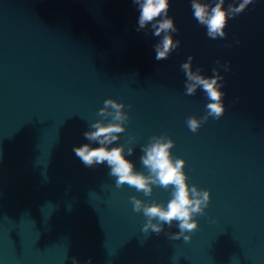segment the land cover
I'll use <instances>...</instances> for the list:
<instances>
[{
	"label": "water",
	"instance_id": "1",
	"mask_svg": "<svg viewBox=\"0 0 264 264\" xmlns=\"http://www.w3.org/2000/svg\"><path fill=\"white\" fill-rule=\"evenodd\" d=\"M169 15L181 43L158 61L160 37L137 31L133 0H0V264H264V0L222 39L207 36L191 0H171ZM190 56L224 77L226 111L197 132L186 121L208 101L186 95ZM107 99L125 104L114 146L135 138L137 171L147 174L141 147L167 135L189 184L210 190L191 240L170 238L175 223L142 231L131 197L166 206L170 189L118 188L106 163L87 167L74 153Z\"/></svg>",
	"mask_w": 264,
	"mask_h": 264
},
{
	"label": "clouds",
	"instance_id": "2",
	"mask_svg": "<svg viewBox=\"0 0 264 264\" xmlns=\"http://www.w3.org/2000/svg\"><path fill=\"white\" fill-rule=\"evenodd\" d=\"M139 13L137 31H143L151 26L150 30L156 37H160L155 44V59L165 60L180 46L174 33L179 29L175 19L169 15L171 0H133ZM253 0H191L193 18L206 28V34L211 39L225 38L229 20L243 13ZM190 56L187 62L181 65L185 73L186 95H194L197 90H202L208 103L206 115L202 118L191 116L186 124L193 132H197L202 123L210 117L220 119L225 111L224 96L222 91L224 77L219 68H214L213 76L203 74L201 67L194 68ZM219 63V61H217ZM228 69L229 65H223ZM125 104L116 99H107L97 115L102 117L89 125V130L84 133L89 143L77 146L73 149L76 156L87 167H93L106 163L110 169L109 175L116 178V187L121 188L125 184L135 188L137 192H143L145 196H151L155 186L171 190V199L165 206L155 201L145 202L136 196L131 197L136 212H143L147 219L142 231L150 230L159 234L164 226L171 227L174 223L179 231L171 233V239L184 237L191 240L186 233L198 228V221L194 217L202 215L211 201L210 190L200 189L196 185H190L185 172L186 161L172 154L175 141L167 135H156L141 147L143 155L141 164L147 169L145 172L137 171L133 161L127 157L135 152L134 147H129L134 137L128 143L114 146L126 131V123L129 114L124 110ZM97 145V146H94ZM73 264H80L74 257ZM87 264H92L89 260Z\"/></svg>",
	"mask_w": 264,
	"mask_h": 264
}]
</instances>
